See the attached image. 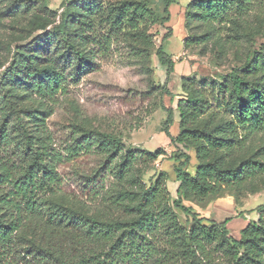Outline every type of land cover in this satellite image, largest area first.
<instances>
[{
  "label": "rangeland",
  "instance_id": "374dc122",
  "mask_svg": "<svg viewBox=\"0 0 264 264\" xmlns=\"http://www.w3.org/2000/svg\"><path fill=\"white\" fill-rule=\"evenodd\" d=\"M131 1L143 3L151 12L147 34L154 48L148 56L138 54L136 50H145L144 46L125 37V29H117L112 20L113 8ZM199 1L178 0L170 9L167 26L172 34L164 42V48L173 57L177 72L175 69L169 78L168 69L156 55L167 32L160 24L161 0H0V202L15 191L13 182L25 181L34 161L26 134L31 136L36 149L46 143L51 162L54 156L61 157L57 173L65 182L62 191L44 190L32 195L36 204L33 211L20 198L27 210L23 227L15 235L17 264H63V261L77 264L89 259L98 248L84 238L82 217L104 222L132 221L136 216L125 204L117 202V197L121 192L136 191L138 183L149 188L160 173L166 174L169 193L177 198L174 170L179 165L180 152L171 138L177 137L182 129L175 103L162 94V88L167 86L174 94H183V80L194 90H207L211 106L219 111L224 95L220 101L213 96V83L227 81L233 72L248 65L264 64V0H221L228 6L220 19L187 20L188 14L197 12L194 4ZM80 20L87 25L84 35L78 38L73 27L80 25ZM64 22L69 34H74L77 47L93 53L88 56L90 67L84 71L79 72L76 61L70 65L68 48L64 41L62 44L56 39L55 28ZM44 36L49 43L37 44ZM192 38H203L204 42L186 50L184 42ZM35 52L49 62L39 68L50 74H63L62 90L53 97L37 93L27 77H19L20 83L24 82L21 86L11 88L7 83L6 76L17 53L28 58ZM250 79L264 87V66L253 72ZM8 91L14 94L19 115L10 109L5 98ZM149 92L153 94L147 95ZM165 108H174L170 136L165 132L168 119ZM84 131L113 134L129 149L150 152L161 149L164 155L155 163L136 166L133 172L136 184L128 182L129 179L125 182L111 179L103 197L91 200L81 192L80 177L94 176L103 159L72 158L69 154L74 139ZM189 154L191 161L186 172L194 176L199 162L194 149ZM245 161L264 164V133L252 136L242 151L226 156L227 164L235 168ZM261 207L264 208V174L255 176L241 188L224 187L204 204L196 205L194 211L217 224L227 222L230 236L240 239L242 230L264 214L259 210ZM177 219L183 229L190 230L184 218L177 216ZM203 226L210 225L205 222ZM146 236L148 253L138 264H233L220 234L200 235L205 248V256L198 254L200 261H193L190 242L175 223L152 229ZM111 261L124 264L113 259L108 262Z\"/></svg>",
  "mask_w": 264,
  "mask_h": 264
},
{
  "label": "trees",
  "instance_id": "16d2710c",
  "mask_svg": "<svg viewBox=\"0 0 264 264\" xmlns=\"http://www.w3.org/2000/svg\"><path fill=\"white\" fill-rule=\"evenodd\" d=\"M161 1L163 18L160 24L167 32L163 35L156 55L160 64L168 69L170 78L176 63L166 52L164 42L172 34V29L167 24L171 20L170 9L178 0ZM194 5L197 12L188 14L187 20L191 17L200 20L220 19L228 6L221 0H200ZM111 14L117 29H125V37H130L134 42L144 46L145 50H136L138 54L148 56L150 50L154 48V43L147 34L151 12L146 6L135 1L123 2L115 6ZM79 23L80 25L73 27L74 34H78V38L84 35L87 25L83 20ZM55 31L59 43L64 41V45L68 48L70 65L76 61L79 72L90 67L88 56L93 53H86L77 47L78 44L72 37L74 34H69L67 24L62 23L55 28ZM202 42H204L203 38L187 39L184 47L187 50L192 45H199ZM36 43L48 44L49 39L44 36ZM36 53L28 55V58L17 53L12 70L6 76L7 83L11 88L21 86L24 82L20 83L22 80L19 77H27L32 81L37 93L45 97H53L62 90L63 74L60 72L50 74L47 70L39 68L49 62ZM263 66L264 64H257L254 67L248 65L240 71L233 72L227 81L221 84L213 83V96L218 97L220 101L221 96L224 95L222 105H218L219 111L211 106V95L205 92L207 90H194L183 80L181 87L183 94L176 95L169 91L167 86L162 88V94L169 96L175 103L182 129L177 137L171 138L172 144L177 146L180 152L179 165L174 170L176 181L179 182L177 198H173L169 193L166 174L160 173L149 188L141 187L142 184L138 183L140 187L136 191L121 192L117 197L116 201L122 203L121 205L125 204V207L136 216L132 221L104 222L79 216L83 218V228H86L84 238L88 243L97 246L98 252H94L89 259L77 264H111L112 261L108 262L109 259L118 263L122 261L124 264L131 262L138 264L148 253L146 250L149 244L145 243L148 239L146 232L174 223L184 239L189 240L190 253L193 251L191 254L194 255L193 261H200L198 254L205 256L204 244L200 239V235L205 233L208 237H218L220 234L222 243L228 246L232 255L233 264H264V214H261L257 222H250L242 230L240 239H235L229 234L227 222L217 224L194 211L196 205L204 204L224 187L241 188L255 176L264 174V164L259 162L245 161L237 168L226 162V156L242 151L252 136L264 133V87L250 79L253 72L260 71V67ZM150 94L153 93H147ZM5 98L8 99L10 109L19 115L20 110L14 101V94L8 91L5 93ZM165 111L168 113L165 132L170 136L169 128L175 120L174 108ZM26 138L34 155L30 171L25 176L24 182H13L15 191L5 195L0 202V264L18 263L15 235L23 227L27 210L23 202L19 201L20 198L30 207V211H33L36 204L32 201V195L44 190L56 193L62 191L65 185L63 178L57 173V166L62 161L61 157L54 156V162H51L48 158L51 154L48 153L46 143L42 148L36 149L31 136L26 134ZM193 149L199 166L195 175L191 176L186 172V167L191 161L189 151ZM69 154L72 158L87 156L103 159V165L94 176L80 177L81 192L89 199L97 200L106 193L107 181L111 179L117 182H125L129 179L128 182L136 184L138 181L133 173L136 166L155 163L164 155V151L129 149L120 137L113 134L84 131L79 138L74 139ZM259 210L264 211V208L261 207ZM177 216L184 218L191 226L190 230L186 231L180 226ZM205 222L210 226H203ZM117 235L119 236L115 239ZM108 245L110 248H106ZM152 256L153 254L149 257ZM62 263L67 264L66 261Z\"/></svg>",
  "mask_w": 264,
  "mask_h": 264
},
{
  "label": "crops",
  "instance_id": "0c3cea01",
  "mask_svg": "<svg viewBox=\"0 0 264 264\" xmlns=\"http://www.w3.org/2000/svg\"><path fill=\"white\" fill-rule=\"evenodd\" d=\"M175 69H176V72H177V66L175 67ZM178 187H179V182L176 183V189L177 190H178ZM176 193H177V191H176Z\"/></svg>",
  "mask_w": 264,
  "mask_h": 264
}]
</instances>
